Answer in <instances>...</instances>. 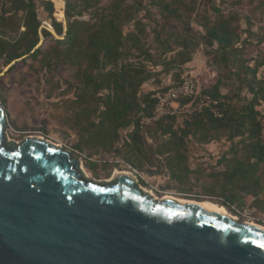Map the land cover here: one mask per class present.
Returning a JSON list of instances; mask_svg holds the SVG:
<instances>
[{"label":"trees","instance_id":"16d2710c","mask_svg":"<svg viewBox=\"0 0 264 264\" xmlns=\"http://www.w3.org/2000/svg\"><path fill=\"white\" fill-rule=\"evenodd\" d=\"M175 2L181 1L67 0L64 38L55 40L43 29L44 41L32 52L40 41L43 14L55 33L63 35L62 24L53 17L55 8L57 20L62 21V10L49 0H14L8 7L0 6V62L7 67L20 60L6 73L28 60L42 68L71 71L66 84L73 91V100L67 120L78 138L74 149L87 158L112 154L139 173L151 172L162 160L171 179L183 187L194 172L188 165L189 142L208 146L224 140L228 151L207 169L217 182L203 187L202 196L218 197L225 206L238 209L248 198L263 203L264 145L259 118L264 110V77L259 72L264 70V50L245 58L255 34L248 31L243 39L234 25L236 16L205 19L207 22L198 23L202 33L195 36L189 29L190 15L185 18ZM141 11L145 16L138 18L136 13ZM152 12L164 20L182 21L186 31L178 37L168 33L161 39L165 27L159 31L157 22H150ZM85 15L90 16L87 22L79 19ZM195 37L208 50L207 55L214 57L209 64L217 73L215 83L199 88V93L219 103L222 117L203 109L188 121L172 117L142 127L141 120L153 113L154 92L177 85L182 68L193 61L199 48ZM257 37L263 44L264 34ZM222 63L227 70L223 77L217 68ZM161 77H169L171 85L162 87ZM149 82L153 90L144 92L142 88Z\"/></svg>","mask_w":264,"mask_h":264},{"label":"water","instance_id":"95a60500","mask_svg":"<svg viewBox=\"0 0 264 264\" xmlns=\"http://www.w3.org/2000/svg\"><path fill=\"white\" fill-rule=\"evenodd\" d=\"M63 4V35L43 23L32 52L43 29L64 38ZM82 168L53 143L10 141L0 104V264H264V229L210 202L158 200L132 172L91 180Z\"/></svg>","mask_w":264,"mask_h":264},{"label":"rangeland","instance_id":"374dc122","mask_svg":"<svg viewBox=\"0 0 264 264\" xmlns=\"http://www.w3.org/2000/svg\"><path fill=\"white\" fill-rule=\"evenodd\" d=\"M163 1H181L179 3L175 2L174 7L180 8L185 18L190 15L189 29H192L193 34H196L195 36L202 33L198 23L207 22L205 19H215L222 16L228 20L236 16L234 25L236 31L243 35V39L248 36V31L255 34L250 38L251 44L245 58L255 57L259 51L264 50V43H258L257 37V35L264 34V0ZM54 2L55 7L62 10L63 0ZM102 5L104 4H100V6ZM191 9L194 11L192 12ZM215 9L219 10V13L216 14ZM136 16L142 18L145 16V12H137ZM53 17L61 23L55 16V8ZM79 19L87 22L90 20V16L85 15ZM150 19L151 23L152 20L157 22L159 31L161 27H165L166 30H161V39H164L168 33L178 37L183 34L184 30L186 31V25L182 21L164 20L162 16L155 12L151 13ZM41 20L43 23L50 25L45 14L41 16ZM145 21L148 22L149 20ZM195 40L199 48L195 51L194 66L192 68L184 66L180 75L185 71L190 73L196 71L198 74L196 76L195 74L192 75L200 89H205L211 87L217 79V73L209 64L214 57L207 55L208 50H204L197 37H195ZM5 68L0 62V104L6 112L7 136L10 141L20 143L25 138H39L59 146L64 151H70L82 162L85 175L91 180H109L115 171L132 172L130 168L120 163L112 154L94 155L87 158L86 154L82 155L74 149L78 138L76 132L70 128L67 120L69 119L68 116L71 115L68 105L73 100V91H69L66 84L71 79L70 70L65 67L55 69L54 66L49 69L42 68L39 63L30 60L11 73L4 72ZM217 68L222 73L219 76L223 77L227 74L223 63L219 64ZM209 72H211V76ZM259 76L264 77V70H260ZM232 81L236 82L235 78ZM171 83L169 77H161L162 87L169 86ZM228 149L229 144L224 140L208 146H200L190 141L187 148L188 165L194 172L185 186H179L171 179L162 160L157 161L154 164L155 166L150 168L151 172L139 173L137 171L138 185L143 189L153 190L154 198L158 200L173 197L194 202L209 201L218 206H223L236 219L264 228V197H262L263 203L262 201L256 203L253 202L252 198H248L243 208L238 209L235 206H225L218 197L206 198L202 196L203 187H211L217 182L214 177L210 176L207 169L213 166ZM90 164L94 166L91 167ZM144 169L147 170V166ZM261 171L264 177V167L261 168ZM181 189L188 192L182 193Z\"/></svg>","mask_w":264,"mask_h":264},{"label":"built area","instance_id":"2783aa9c","mask_svg":"<svg viewBox=\"0 0 264 264\" xmlns=\"http://www.w3.org/2000/svg\"><path fill=\"white\" fill-rule=\"evenodd\" d=\"M14 0H0V6L8 7ZM200 89L197 81L190 72H183L179 77L177 85L166 90H157L154 92L153 99L155 106L151 117L144 118L140 124L147 127L157 123L165 118H177L179 121H188L195 113L203 109H210L214 117L221 118L219 103L208 96L200 95ZM264 110H260V123L262 126L261 139L264 145V122L262 117ZM131 169V168H130ZM134 175L138 172L131 169Z\"/></svg>","mask_w":264,"mask_h":264},{"label":"bare ground","instance_id":"6f19581e","mask_svg":"<svg viewBox=\"0 0 264 264\" xmlns=\"http://www.w3.org/2000/svg\"><path fill=\"white\" fill-rule=\"evenodd\" d=\"M49 1H51L52 3L55 4L54 1H59V0H49ZM63 5H64V4H63V2H62V10H63ZM62 18H63V12H62ZM82 169H83V171H84V168H82ZM115 172H122V171H115ZM122 173H130V172H128V171H123ZM133 177H134V180L136 181V178H135L134 175H133ZM170 198H172V199H174V200H182V199L173 198V197H170ZM187 201H189V202H191V203H199V202H194V201H191V200H187ZM206 202H209V201H203V202H200V203H206ZM210 208H220V209H224V210L227 212V210H226L223 206H220V205L218 206V205L213 204V203H210ZM227 213H228V212H227ZM228 214H229L231 217H233L230 213H228ZM233 218H235V217H233ZM249 225L264 229L263 227L256 226V224L254 225V224H250V223H249Z\"/></svg>","mask_w":264,"mask_h":264},{"label":"crops","instance_id":"0c3cea01","mask_svg":"<svg viewBox=\"0 0 264 264\" xmlns=\"http://www.w3.org/2000/svg\"><path fill=\"white\" fill-rule=\"evenodd\" d=\"M193 61H194V59H193ZM193 61H192L191 63L187 64L186 66L189 67V68H192V67L194 66ZM191 74H195V76H196L198 73H197L196 71H193V72H191ZM209 75L211 76V72H209ZM199 88H200V87H199ZM142 90H143L144 92H148V91H150V90H153V87H152L151 82H149L148 84H145V85L143 86Z\"/></svg>","mask_w":264,"mask_h":264}]
</instances>
